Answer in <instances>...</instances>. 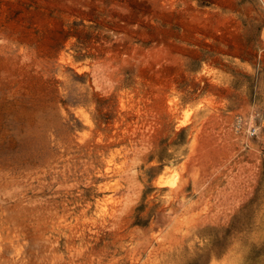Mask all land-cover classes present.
<instances>
[{"label": "rangeland", "instance_id": "1", "mask_svg": "<svg viewBox=\"0 0 264 264\" xmlns=\"http://www.w3.org/2000/svg\"><path fill=\"white\" fill-rule=\"evenodd\" d=\"M263 120L264 0H0V264H264Z\"/></svg>", "mask_w": 264, "mask_h": 264}, {"label": "built area", "instance_id": "2", "mask_svg": "<svg viewBox=\"0 0 264 264\" xmlns=\"http://www.w3.org/2000/svg\"><path fill=\"white\" fill-rule=\"evenodd\" d=\"M241 122H242V117H238V118H237V124H241ZM261 126H264V120H263ZM247 132H248L249 135H251V136H255V135H257V133H258V129H257V127H256L255 125L250 124V125L247 127Z\"/></svg>", "mask_w": 264, "mask_h": 264}]
</instances>
